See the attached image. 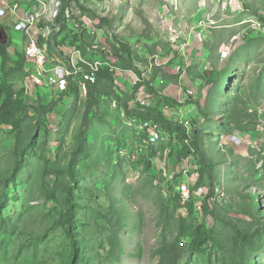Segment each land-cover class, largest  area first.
<instances>
[{
  "label": "rangeland",
  "instance_id": "rangeland-1",
  "mask_svg": "<svg viewBox=\"0 0 264 264\" xmlns=\"http://www.w3.org/2000/svg\"><path fill=\"white\" fill-rule=\"evenodd\" d=\"M70 7L50 64L64 60L60 47L80 43L88 61L111 50L121 68L135 59L146 73L154 57L158 65L138 89L124 76L56 93L14 68L26 41L0 27L2 40L12 36L5 66L0 55V82L7 76L24 104L18 129L0 126V264H73L75 248L88 264H160L181 217L205 223L214 241L202 251L187 246L180 264H264V0H71ZM120 42L130 55L118 58ZM142 87L175 101L179 91L194 94L186 101L196 117L191 132L201 133L212 178L202 173L200 154L196 173L172 182L160 162L155 173L141 158L119 157L117 147L131 139L121 114ZM186 180L194 183L192 216L179 192ZM201 185L208 193L198 197ZM206 204L212 212L204 218ZM74 205L78 219L68 232L59 221ZM253 206L256 218L246 214ZM109 213L121 224L114 244ZM239 229L256 240L246 263L233 241Z\"/></svg>",
  "mask_w": 264,
  "mask_h": 264
},
{
  "label": "built area",
  "instance_id": "built-area-1",
  "mask_svg": "<svg viewBox=\"0 0 264 264\" xmlns=\"http://www.w3.org/2000/svg\"><path fill=\"white\" fill-rule=\"evenodd\" d=\"M70 5L71 0H0L2 28L21 32L22 42L19 44L26 41L23 50L27 57L26 71L32 84L37 88L49 87L56 93H65L69 92L72 85L77 87L82 85L83 88H86L87 84L96 83L101 69L108 66L114 72L117 84L123 83L124 76H128L132 80L133 86L138 87L140 84L143 86L147 78L146 75L151 73L154 64L158 65L157 57L150 59L151 63L149 67H146V73L139 75L134 70H124L117 66L116 56L111 50L106 51L109 53L107 59L88 61L79 46L80 43H76L68 49L60 47L64 60L50 64L49 47L51 44L53 47L57 46L55 36L61 31L64 9L66 10L65 16L70 19ZM261 32L264 34V26L261 27ZM139 52V54H145V52ZM83 64L88 65L89 68L84 69ZM179 92V98L183 96V99H177L176 105L164 103L160 106L159 111L166 120L180 124L188 131L190 138L186 142L191 145L193 142L191 129L196 117L190 115L186 101L191 100V96L194 94L183 95L181 91ZM128 103V111L121 115L124 124L134 131L136 140L134 147L133 142H130L129 146L121 150L118 155L132 157L136 160L142 158L150 150L167 144L170 141V135L164 131L160 122L155 119H147L142 115L157 106L153 94L144 92L142 87L141 90L136 91L133 99ZM233 139L238 138L231 136L230 140ZM193 152L195 155L196 151L193 150ZM153 162L156 166L160 162L158 169L170 182L182 175L186 177L188 173L189 175L194 174L197 170L195 156L178 161L172 148L160 151ZM180 166H182L181 170ZM192 185L186 180L179 187L180 197L187 211H189V202L195 197ZM207 193L208 189L205 187H201L197 191L198 197H203Z\"/></svg>",
  "mask_w": 264,
  "mask_h": 264
},
{
  "label": "trees",
  "instance_id": "trees-1",
  "mask_svg": "<svg viewBox=\"0 0 264 264\" xmlns=\"http://www.w3.org/2000/svg\"><path fill=\"white\" fill-rule=\"evenodd\" d=\"M262 21L264 22V18H262ZM0 27L1 24H0ZM12 39H10L8 35V40H1L0 39V55L3 57V66L6 65V62L8 59H10V53L9 48L12 45ZM120 50H117L118 58L122 57L123 55H130V47L127 44H124V42H120ZM51 47L53 45L51 44ZM17 60L15 63L14 68L18 70H25L27 65V57L24 53V50L17 51L16 52ZM131 64L129 67H123L124 70H134L138 72L139 75H141V70L138 67L137 61L133 59L131 61ZM28 74V73H27ZM102 79H105L109 82H115L114 79V72L109 68L108 66H105L101 69V71L98 74V82ZM97 82V83H98ZM89 83L90 87L97 89L98 84ZM142 84H140L141 86ZM73 86V85H72ZM138 89V87H137ZM101 90V89H100ZM149 91L154 96L155 103H157V106L149 109L148 111L142 113V115L147 119H155L158 122H160L163 126V129L167 131V133L171 134V138H175L176 142L173 140L172 142L169 141L167 144L160 145L158 148L152 149L149 152L145 153V155L140 159V162H146L147 165L150 166L151 171L156 173V165L153 162V159L158 156V153L160 151H165L168 148H172L174 151V156L178 161H182L183 159L190 158L191 156H195L196 158V166L199 168V162H198V154L201 155V169L203 174H207L212 178L213 174L212 171L214 170L215 165H212V163L209 161V159L206 157L205 153L201 149V146H203V140H201L200 132H196L195 135L197 137L195 138V135L193 134V142L191 145H188L186 140L190 138L188 135V131L181 126L180 124L170 122L165 119L164 115L159 111V108L162 104H170V105H176L177 101L170 99L169 97H166L163 92H159L153 89V87L149 88ZM16 90L14 88L13 83L8 79L7 76L3 77V79L0 82V126H12L14 129H18V111L19 106L23 107L24 104L20 101L18 102L16 100ZM133 97V96H132ZM131 100V99H130ZM205 114V112H204ZM195 123V122H194ZM127 126V125H125ZM128 127V126H127ZM129 128V127H128ZM127 128V129H128ZM131 132V139L125 140V143L123 142V146L117 147V154L123 150L126 149L129 146L130 142H133L134 147V141L136 140V135L132 129H130ZM247 130V129H243ZM254 130V129H252ZM177 144V146H176ZM204 148V147H203ZM159 149V150H156ZM193 150H195V155L193 154ZM120 157V156H119ZM130 158V157H129ZM24 159V156H20L18 159V162H22ZM199 171V169H198ZM158 174V173H157ZM203 187V185L197 187L195 186L194 190L198 191L199 188ZM52 196L54 197V191H52ZM255 206L257 209L261 208V201L260 199H254ZM189 214L192 216L196 212V201L193 200L189 202ZM2 210L0 209V215ZM211 208L205 205V213L203 215L204 218H206L210 214ZM188 214V215H189ZM246 214H248L252 218L257 217V211L253 206L252 211H247ZM187 215V216H188ZM109 224L113 225L114 227V234L110 237V240L112 241V244H114L117 234L119 230L121 229V224L118 216L113 215L112 213H109ZM78 219V210L77 207L74 205V208H70L64 215L60 218V225H63L66 231H70V228ZM181 223L179 227V233L178 237L171 241L167 242L162 249L160 250L161 255V262L160 264H180L181 260L185 256L186 247L189 246L193 251L198 250H205L206 246L211 243V241H214L213 234L210 229H207L205 226V223H201L198 226H194L192 222L188 218H180ZM205 220V219H204ZM187 237L190 238L188 242L185 243L183 241ZM233 241L236 243V245L240 246V258L243 263H246L249 260V254L248 252L253 250V248L256 246V240L253 238V235L249 234L246 231H242L239 229L237 233L233 237ZM241 243V244H240ZM77 248H75L73 252V264H88L85 257L80 256V254L77 253ZM247 251V252H246Z\"/></svg>",
  "mask_w": 264,
  "mask_h": 264
},
{
  "label": "water",
  "instance_id": "water-1",
  "mask_svg": "<svg viewBox=\"0 0 264 264\" xmlns=\"http://www.w3.org/2000/svg\"><path fill=\"white\" fill-rule=\"evenodd\" d=\"M3 37H4V33H3V31H2V30H0V39L2 40V39H3Z\"/></svg>",
  "mask_w": 264,
  "mask_h": 264
},
{
  "label": "crops",
  "instance_id": "crops-1",
  "mask_svg": "<svg viewBox=\"0 0 264 264\" xmlns=\"http://www.w3.org/2000/svg\"><path fill=\"white\" fill-rule=\"evenodd\" d=\"M11 39H12V36H11ZM22 42V40H20V42L19 43H21Z\"/></svg>",
  "mask_w": 264,
  "mask_h": 264
}]
</instances>
